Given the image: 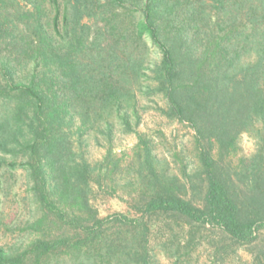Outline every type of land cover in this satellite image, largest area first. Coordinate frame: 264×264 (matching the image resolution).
Masks as SVG:
<instances>
[{"label": "trees", "instance_id": "obj_1", "mask_svg": "<svg viewBox=\"0 0 264 264\" xmlns=\"http://www.w3.org/2000/svg\"><path fill=\"white\" fill-rule=\"evenodd\" d=\"M139 93L192 128L199 170L159 167L137 132ZM116 128L138 133L136 217L92 203L94 185L130 167ZM244 133L258 140L250 157ZM92 136L107 143L94 163ZM18 170L41 233L0 245V264H156L161 219L220 231L218 254L257 242L251 264H264V0H0V183Z\"/></svg>", "mask_w": 264, "mask_h": 264}, {"label": "rangeland", "instance_id": "obj_2", "mask_svg": "<svg viewBox=\"0 0 264 264\" xmlns=\"http://www.w3.org/2000/svg\"><path fill=\"white\" fill-rule=\"evenodd\" d=\"M148 49V58L158 60L160 56L157 48L149 43ZM166 107L167 103L162 96L139 93L140 124L137 132L145 134L151 141L160 168L167 169L170 174L179 175H182L185 168L188 172L199 170L194 131L187 124L164 115L163 108ZM138 133L122 134L119 128H116L113 134L112 148L116 158L130 167L109 180L108 185L103 188L94 185L92 203L99 210L101 217L115 213L138 216L131 207L140 187L135 178L137 161L134 160V149L139 142ZM88 143L89 160L93 163L102 160L107 152L104 139L101 137L98 140L92 136ZM257 149V138L253 134L244 133L240 139L238 156L250 157ZM15 172L14 175L7 173L0 183V245L12 250L25 247L41 233L29 227L39 212L29 192L26 175L21 170ZM221 238L220 231L208 226L192 234L188 227L182 228L175 221L165 222L161 219L153 228L151 245L156 255V264L252 263L254 252L250 248L257 242L253 245L233 246L229 254L224 255L217 252ZM260 238L258 242L263 244L264 229ZM189 239L192 240L191 245L186 247ZM177 249L180 250L176 251Z\"/></svg>", "mask_w": 264, "mask_h": 264}]
</instances>
